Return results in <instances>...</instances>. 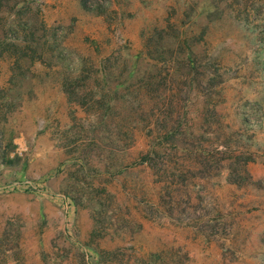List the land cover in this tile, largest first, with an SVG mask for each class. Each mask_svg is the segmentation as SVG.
<instances>
[{
	"label": "rangeland",
	"instance_id": "rangeland-1",
	"mask_svg": "<svg viewBox=\"0 0 264 264\" xmlns=\"http://www.w3.org/2000/svg\"><path fill=\"white\" fill-rule=\"evenodd\" d=\"M0 264H264V0H0Z\"/></svg>",
	"mask_w": 264,
	"mask_h": 264
}]
</instances>
